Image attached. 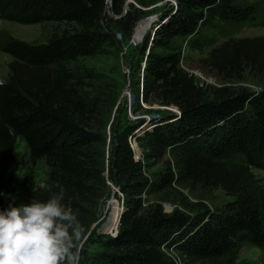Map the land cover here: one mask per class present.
<instances>
[{
	"label": "trees",
	"instance_id": "trees-1",
	"mask_svg": "<svg viewBox=\"0 0 264 264\" xmlns=\"http://www.w3.org/2000/svg\"><path fill=\"white\" fill-rule=\"evenodd\" d=\"M124 2L111 0L114 14ZM106 4L0 0L2 19L59 24L42 41L0 29V51L11 56L0 80V209L46 201L63 188L62 203L72 208L84 235L104 196L107 163L108 176L123 193V213L116 234L92 239L90 246H97L88 264H178L171 251L183 264H242L237 258L244 244L264 253V182L254 172L264 169V83L256 90L203 84L182 63L185 47L208 48L202 66L220 80H238L247 71L264 80V35H233L264 24V0H176L173 9L161 12L152 37L135 50L144 64L135 80L133 110L143 109L145 101L174 104L180 112L168 111L149 126L141 117L120 123L118 107L109 124L120 85L84 61L107 46L118 47L117 34L131 35L145 12L129 2L121 15H107ZM18 136L30 161L46 165L42 185L18 171ZM198 187H218L232 198L210 210ZM183 189L198 197V210L186 208ZM163 200L178 206L165 211ZM116 220L117 212L107 228Z\"/></svg>",
	"mask_w": 264,
	"mask_h": 264
},
{
	"label": "rangeland",
	"instance_id": "rangeland-1",
	"mask_svg": "<svg viewBox=\"0 0 264 264\" xmlns=\"http://www.w3.org/2000/svg\"><path fill=\"white\" fill-rule=\"evenodd\" d=\"M131 2L134 4V6H139L145 9V12L139 17L143 18H141L136 25L134 24L131 35L134 34L135 36L136 34L138 36H141L143 28L150 24L143 33L141 40L135 43L134 41H132L131 35L124 36L118 33V47L107 46V48H105L103 52L87 56L84 58V61L88 65H92L98 69L104 70L105 72L117 78V81L120 85L119 94L122 92V97L120 102L118 103L115 118L119 120L120 123H124L127 122L128 119L141 117L145 120L146 125L149 126L153 124L151 123L153 119L160 118L162 115L168 113V111L176 112V109L178 107L172 104H170L172 106V109H168L166 107H155L153 105L159 104L158 102L148 103L145 101H141L140 103L144 106V108L137 111L133 110V107L135 106V80L137 78V73L141 72V67L144 63V59L139 60V56L137 57V55H135V50L147 36H151V30L153 28L152 23L154 24L156 22V20L153 21L155 17L154 14H156V17H159L164 9H173V7H175L176 0H154L149 4H142L136 0H132ZM110 13H113L111 8L107 10L106 14L111 15ZM148 14L153 15L144 17ZM58 25L59 24L57 22L51 21L41 23H21L0 18V29H6L13 36L28 41L45 40L49 35L52 34V32L58 27ZM233 35H264V24L244 26L238 32L233 33ZM207 51L208 48H205L203 51L189 49L187 47H185L184 49L185 58L183 59L182 63L194 73L196 80L199 83H227L237 86H246L247 88L252 90L259 89L263 85V79L253 76L252 73L248 71L244 72L243 77L238 80H220L208 67L204 68L202 66V58L207 54ZM10 61L11 56L6 52L0 51V80L5 78ZM134 142L135 147L141 153L142 150L138 145L136 139L134 140ZM14 152L18 162V171L20 173H26L31 176L36 185H42L46 174V165L43 160L38 161L37 163H32L30 161L28 155V146L26 145L24 139L20 136L16 138L14 144ZM254 172L257 178L264 182V169L255 168ZM105 182L106 186L104 196L100 199L98 212H96V218H99V220L98 223L92 228L89 237L84 240L83 248L86 247L87 251L83 253L81 250V264L89 263L88 255L97 246L96 244L90 246V244L92 243V239H95L98 234L101 233L100 231H98V227L102 223H105V221L107 224L111 219V215H113V213L115 214V212H117L118 219L121 205L124 204L123 193L121 191H117L116 184L108 175L105 177ZM111 183L115 186L116 193H114L115 190H113V185H111ZM109 188H111V192ZM183 192L188 195V206H186V208L189 210V212L198 210V197L194 194L189 193L186 189H183ZM197 193L203 194L201 200H203L208 205L210 210L222 208L224 203L232 198L230 195L226 194L223 189L218 187L206 190H202L200 187H198ZM162 206L165 211H171L175 206H178V204L169 200H163ZM171 252L178 264H183V260L180 259V257H178L175 253H173L174 251ZM237 260L242 264H264V253L258 247L244 244L239 250Z\"/></svg>",
	"mask_w": 264,
	"mask_h": 264
},
{
	"label": "clouds",
	"instance_id": "clouds-1",
	"mask_svg": "<svg viewBox=\"0 0 264 264\" xmlns=\"http://www.w3.org/2000/svg\"><path fill=\"white\" fill-rule=\"evenodd\" d=\"M63 188L46 201L0 209V264H81L83 228Z\"/></svg>",
	"mask_w": 264,
	"mask_h": 264
},
{
	"label": "water",
	"instance_id": "water-1",
	"mask_svg": "<svg viewBox=\"0 0 264 264\" xmlns=\"http://www.w3.org/2000/svg\"><path fill=\"white\" fill-rule=\"evenodd\" d=\"M132 0H125V2H124V4H123V10L121 11V13L120 14H114V13H110L111 15H114V16H119V15H121L122 13H124L125 11H126V9H127V7H128V3L129 2H131ZM109 8H111V0H107V4H106V8H105V12H107V10L109 9ZM151 15H153V14H148V15H146V16H144V17H149V16H151ZM155 15V17H154V19H153V21L154 20H157L158 19V17H156V14H154ZM141 18H143V17H141ZM141 18H139L136 22H135V25L137 24V22L141 19ZM152 21V22H153ZM152 26H153V28H152V30H151V37H152V35H153V33H154V31L156 30V28H157V26H158V23H152ZM142 37V36H141ZM141 37L139 38V39H135L134 38V34H132L131 35V39H132V41H134L135 43L136 42H139L140 40H141ZM149 46V45H148ZM147 49H148V47H147ZM144 64V63H143ZM143 66V65H142ZM122 93V92H121ZM120 93V94H121ZM120 94H119V96H118V98H117V100H116V103H115V105H114V108H113V111H112V114H111V118H110V120H109V124L111 123V121L113 120V117H114V114H115V110H116V107H117V104H118V102H119V98H120ZM172 105H174V104H172ZM153 106H155V107H166V108H168V109H172V106L171 105H164V104H157V105H153ZM177 107V106H176ZM176 112H180V110H179V108H177L176 109ZM146 127L147 126H145V125H143V126H140L139 127V129L137 128L136 129V134H140V133H142L145 129H146ZM108 132H109V130H108ZM131 138V140L133 139V143L131 144L132 145V147H133V150H134V156L136 157V158H140L141 157V153L138 151V149L135 147V142H134V140L136 139L135 138V136H132V137H130ZM107 140L109 141V136L107 137ZM107 152H108V150H107ZM104 174H105V176H107L108 175V166H107V163H106V168H105V170H104ZM116 187H117V189L119 190V192L121 191L120 189H119V187L116 185ZM168 206H171V205H168ZM122 213H123V205H121V210H120V214H119V216H118V220H117V225L115 226V227H109V228H107V225H101V227L100 228H98V231H100L101 233H110V234H112V235H114V234H116L117 233V231H118V225H119V223H120V218H121V215H122ZM98 220H99V218H96L92 223H91V225H90V227H89V229L87 230V232L84 234V238L86 239L88 236H89V234L91 233V231H92V228L96 225V223H98ZM84 239V240H85Z\"/></svg>",
	"mask_w": 264,
	"mask_h": 264
},
{
	"label": "bare ground",
	"instance_id": "bare-ground-1",
	"mask_svg": "<svg viewBox=\"0 0 264 264\" xmlns=\"http://www.w3.org/2000/svg\"><path fill=\"white\" fill-rule=\"evenodd\" d=\"M142 35H143V34H142ZM142 35H141V36H142ZM141 36H138V35L135 34L134 38H135V39H139ZM121 97H122V94L120 95L119 102H120V100H121ZM119 102H118V103H119ZM117 106H118V104H117ZM116 108H117V107H116ZM104 175H105V174H104ZM105 177H106V176H105ZM116 188H117V187H116ZM117 191H119V190L117 189ZM117 220H118V219H117ZM96 224H97V223H96ZM102 224H103V225H104V224L106 225V221H105V223H102ZM102 224H101V225H102ZM101 225H100L98 228H100ZM116 225H117V221H116ZM116 225H115V226H116ZM107 227H108V225H107Z\"/></svg>",
	"mask_w": 264,
	"mask_h": 264
},
{
	"label": "built area",
	"instance_id": "built-area-1",
	"mask_svg": "<svg viewBox=\"0 0 264 264\" xmlns=\"http://www.w3.org/2000/svg\"><path fill=\"white\" fill-rule=\"evenodd\" d=\"M130 142H131V144L133 143V139L131 140V138H130Z\"/></svg>",
	"mask_w": 264,
	"mask_h": 264
}]
</instances>
